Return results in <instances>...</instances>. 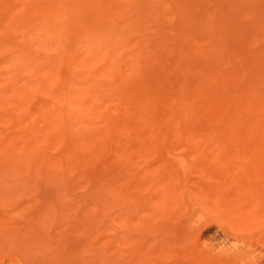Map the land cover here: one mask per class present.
Returning a JSON list of instances; mask_svg holds the SVG:
<instances>
[{
    "label": "rangeland",
    "instance_id": "obj_1",
    "mask_svg": "<svg viewBox=\"0 0 264 264\" xmlns=\"http://www.w3.org/2000/svg\"><path fill=\"white\" fill-rule=\"evenodd\" d=\"M0 264H264V0H0Z\"/></svg>",
    "mask_w": 264,
    "mask_h": 264
}]
</instances>
